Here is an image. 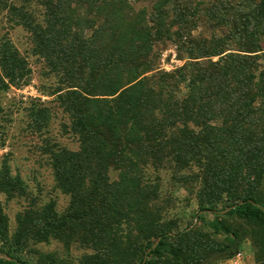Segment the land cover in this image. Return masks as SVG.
Instances as JSON below:
<instances>
[{
  "label": "trees",
  "instance_id": "trees-1",
  "mask_svg": "<svg viewBox=\"0 0 264 264\" xmlns=\"http://www.w3.org/2000/svg\"><path fill=\"white\" fill-rule=\"evenodd\" d=\"M2 18L52 82L54 105L23 110L69 205L32 199L5 156L0 194L30 203L13 231L0 201V264H210L246 238L264 264V0H0ZM171 48L183 65L167 72ZM32 74L2 38L0 137L16 113L1 97ZM58 114L77 149L51 135ZM164 177L195 196L198 226L171 216ZM51 242L84 256L33 249Z\"/></svg>",
  "mask_w": 264,
  "mask_h": 264
},
{
  "label": "rangeland",
  "instance_id": "rangeland-1",
  "mask_svg": "<svg viewBox=\"0 0 264 264\" xmlns=\"http://www.w3.org/2000/svg\"><path fill=\"white\" fill-rule=\"evenodd\" d=\"M6 36H9L20 53L28 58L33 74L32 82L29 86L21 90L12 89L8 94L1 97L2 104L7 108L12 107L16 113L12 117L14 122L7 129L8 137H0V165L3 158L9 156L13 174L20 175L24 180L30 197L37 200L39 204H45L50 201L56 202L58 212L62 213L69 205V198L56 190L48 158L43 156L39 150L41 144H43L42 137L29 131L28 119L24 111L33 101L41 100L48 106L54 105L50 103L54 99L47 97L45 95L46 91H44L52 82L43 77L45 69L42 61L31 54L32 44L28 33L21 28L12 29L6 23V20L2 18L0 19V40ZM182 65L183 62L177 59L174 48L163 52L160 62L162 70L170 72ZM57 118L51 135L62 146L73 150L77 149L78 145L73 137L68 135L63 136L59 132L61 130L60 124L64 119L59 114ZM4 139L6 143L5 147H2V140ZM163 184L166 195H173L174 202L170 213L171 216L180 220L182 229L193 228L195 225L198 226L196 220L198 207L195 196L186 190L174 188L168 182V177H164ZM0 201L6 206L11 227L14 231L17 214L23 212L29 206L30 200H16L7 203L5 197L0 194ZM204 229L205 232H213L208 227ZM33 249L46 255L54 254L59 259H67L73 263H77L85 253L84 250L77 246L67 251L57 242L36 246ZM210 264H255V251L252 242L248 238L244 239L239 253L231 260H224L220 255L211 256Z\"/></svg>",
  "mask_w": 264,
  "mask_h": 264
},
{
  "label": "built area",
  "instance_id": "built-area-1",
  "mask_svg": "<svg viewBox=\"0 0 264 264\" xmlns=\"http://www.w3.org/2000/svg\"><path fill=\"white\" fill-rule=\"evenodd\" d=\"M240 256H241V255H240ZM240 256H239V257H240Z\"/></svg>",
  "mask_w": 264,
  "mask_h": 264
}]
</instances>
